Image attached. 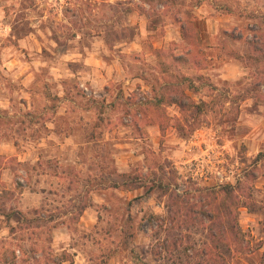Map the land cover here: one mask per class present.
<instances>
[{"label":"rangeland","instance_id":"374dc122","mask_svg":"<svg viewBox=\"0 0 264 264\" xmlns=\"http://www.w3.org/2000/svg\"><path fill=\"white\" fill-rule=\"evenodd\" d=\"M0 264H264V0H0Z\"/></svg>","mask_w":264,"mask_h":264},{"label":"trees","instance_id":"16d2710c","mask_svg":"<svg viewBox=\"0 0 264 264\" xmlns=\"http://www.w3.org/2000/svg\"><path fill=\"white\" fill-rule=\"evenodd\" d=\"M182 29H184V26H183V28H182ZM222 191H223V192H225V193H230V190H229V188H228V187H226V186L222 188ZM83 211H84V210H83ZM67 260H68V259H65L64 261H67Z\"/></svg>","mask_w":264,"mask_h":264}]
</instances>
